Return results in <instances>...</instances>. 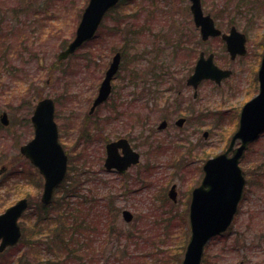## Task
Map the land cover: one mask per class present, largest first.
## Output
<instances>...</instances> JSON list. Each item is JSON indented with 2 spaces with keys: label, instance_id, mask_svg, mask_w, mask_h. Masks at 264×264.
Here are the masks:
<instances>
[{
  "label": "rangeland",
  "instance_id": "1",
  "mask_svg": "<svg viewBox=\"0 0 264 264\" xmlns=\"http://www.w3.org/2000/svg\"><path fill=\"white\" fill-rule=\"evenodd\" d=\"M88 2L0 0V114L6 111L10 121L7 128L0 126V168L5 164L9 166L7 172L0 176V213L23 197H28L36 210L41 203L44 180L20 153L21 146L34 136L30 120L40 100L33 96L38 90L42 92V97L56 99V120L70 166L79 170L84 167L81 194L87 196L88 190L96 187L100 199L108 187H114L115 192L123 180L118 173L104 170V144L96 149L91 148L90 154L88 149L87 158L83 156L86 141L82 137L86 126L89 128L91 122L95 121L92 118L88 123V113L105 72L124 43L120 36L114 38L109 34L114 26L112 17H117L119 12L105 19L95 39L69 59L58 63V54L74 39ZM202 3L205 12L216 19L217 26L224 32L228 33L230 27L236 25L247 34L248 53L233 61L221 39H212L200 45L194 63L201 51L209 50L215 54L216 63L223 69L232 70L233 75L221 85L205 81L195 98L194 90L186 85V78L192 73L188 70V58H174V47L166 41L151 43V37L147 36L148 27L140 29L138 35L142 37H139L137 46H132L133 51L148 52L139 67L150 68L151 63L164 64L171 74H164L166 83L157 82L151 76L145 79L138 74L137 78L131 60L124 62L122 59L120 74L113 81L111 99L97 111L101 117H111V120H106L110 126L104 132L105 136L112 141L127 137L139 147L141 163L127 174L134 178L146 177L154 169L149 180L153 181L155 187L150 192L144 188L127 197L118 196V205L122 209L128 208L135 215L146 217H142L138 227L126 224L120 218V226L132 232L133 236L130 240L122 237L121 242L112 241L99 264L105 263V260L106 264L109 261L111 264H134L138 255L152 253L151 238L162 247L159 236L164 237L166 229L157 236L155 225L150 220L146 223L149 217H186L189 225L191 193L204 177L205 152L215 156L224 151L223 139L237 127L243 105L258 92L257 74L264 52V0H202ZM159 4L163 3L159 1ZM142 5L150 11L139 9L138 15L129 23H143L150 16L151 3L145 4L143 1ZM190 6V0H176L175 18L171 22L173 28L168 27L171 40L175 39L182 24L183 29L187 27L193 30L196 38H200V32L195 30ZM155 19L158 22L156 11ZM161 26L165 25L156 23L152 27L158 38L164 33L160 32ZM157 50L164 52L159 59L154 58L156 53L153 52ZM41 57L45 62L43 68L39 66ZM183 78L184 85L175 86L173 79ZM169 86L174 89H168ZM123 99L125 103L121 102ZM118 108L119 114L116 111L115 115L112 110ZM180 117L187 118L183 128L175 124ZM165 119L168 128L159 131L158 126ZM139 121L142 123L140 126ZM206 131L209 132L208 138L204 137ZM95 134L101 139L98 133ZM100 153L103 156L101 159ZM85 160L86 165L83 166ZM149 166L152 167L148 171ZM254 166L257 168L254 169ZM241 167L251 181L246 185L232 228L211 240L205 251L204 264H264V176L260 175V168L264 167V134L250 146ZM169 178H173L172 184H178L179 202L171 209L177 212L176 216L169 207L165 212L153 209L151 200L159 184H166ZM140 185L141 182H138L134 187L139 189ZM60 194L61 190L56 195ZM29 215L30 211L23 217ZM173 223H178V219H174ZM180 231L181 227L175 228L172 239L166 243L168 247L173 245ZM122 254H125V258ZM2 256L0 264L17 263L15 249L7 250ZM107 256H110V260L106 259Z\"/></svg>",
  "mask_w": 264,
  "mask_h": 264
},
{
  "label": "water",
  "instance_id": "2",
  "mask_svg": "<svg viewBox=\"0 0 264 264\" xmlns=\"http://www.w3.org/2000/svg\"><path fill=\"white\" fill-rule=\"evenodd\" d=\"M120 0H90L78 26L76 37L69 46L59 54V61L67 59L86 41L92 39L101 25L107 12L116 6ZM191 11L196 26L200 28L203 40L210 37L221 36L226 43L227 51L234 60L237 56L247 54V36L233 26L229 33H223L217 28L214 19L205 15L202 10L201 0H191ZM214 54L208 57L202 52L198 59L193 74L188 78L187 84L196 92L202 81L212 80L220 84L231 76V70L221 69L214 61ZM121 54L113 58L106 77L102 82L97 98L91 108L92 114L97 106L108 99L112 92L111 81L119 69ZM260 84L259 94L251 99L242 109L239 128L232 137L228 150L209 159L204 165L205 176L202 184L193 192L190 207L191 237L187 245L183 264H201L206 244L216 235L222 234L230 227L238 205L242 199L246 178L240 167L248 146L264 132V53L258 73ZM3 124H8L7 114L1 116ZM35 125V138L21 148L22 153L39 168L44 176V192L42 201L48 204L56 188L65 179L68 168V157L59 143V133L55 123V103L51 98L41 100L32 117ZM185 118L177 120L176 124L183 127ZM167 127L163 121L159 129ZM208 132L205 133V137ZM237 141L240 146L235 148ZM122 149L123 155L119 153ZM230 153H233L230 156ZM140 155L134 152L127 139L111 142L107 145V159L105 166L124 171L132 164L139 162ZM169 197L177 202L176 185ZM28 207V200H20L17 204L7 209L0 215V253L7 247L18 244L22 237V229L18 223L20 217ZM124 219L131 222L134 218L129 211H124Z\"/></svg>",
  "mask_w": 264,
  "mask_h": 264
},
{
  "label": "trees",
  "instance_id": "3",
  "mask_svg": "<svg viewBox=\"0 0 264 264\" xmlns=\"http://www.w3.org/2000/svg\"><path fill=\"white\" fill-rule=\"evenodd\" d=\"M143 1L145 4L147 2L151 3L150 16L143 23L137 21L129 23L130 19L134 20V16L138 15L139 9L150 11L142 5ZM159 1L163 4H159ZM175 4L176 0H121L119 5L111 12L114 15H116V12H119V14H117V17H112L114 26L111 27L109 34L110 36H114V38L120 36L123 39L124 43L120 50L124 62L131 60V64H133L132 69L137 78L138 74L141 77H145V79L147 76H151L157 82L166 83L167 78H165L164 74L168 75L170 73V70L164 64L151 63L150 68L139 67L140 61L145 59V54L148 51L142 50L132 53V46L138 45L139 37H142V35L138 34L142 27H148L147 31L149 35L147 36L151 37V43L166 41V43L172 45L171 47H174L172 53L174 58H180L181 60L187 57L190 65L188 70L189 72L193 71L194 58L198 54V45H201L202 42L199 38H196L193 30L187 27L183 29V24L178 33H176L175 39H172L175 44H172L173 42L168 40L171 39L168 37V27L173 28L171 22L175 18V14H173ZM157 9L160 10L158 11ZM155 11L157 12L158 22L155 21ZM156 23L165 25L161 26L160 32L164 33L159 38L152 29ZM129 25L131 26L128 27ZM161 38L163 39L159 40ZM153 53H156L154 58L159 59L164 52L163 50H157ZM135 63H137L136 66ZM184 80V78L182 80L173 79V83L175 86H182L184 85ZM168 89L174 88L173 86H169ZM41 94L42 92L38 90L35 95L33 94L34 99H42ZM98 111L94 114L95 117L88 116V123L92 118H95V121L91 122L89 128L86 126L85 132L82 135L83 140L86 141L83 148L85 153L83 151L82 153L86 158L88 156V149L90 154L91 148L96 149L97 144L100 142H98L99 138L96 137L95 133H98V136L105 139L102 141L109 139L107 136L104 137V132L110 126V123L106 122V120L107 118L111 120V117H101ZM116 111L119 114V108L112 110L115 115H117ZM141 124L139 121L138 125L140 126ZM230 135L231 133L223 139L225 146H227ZM205 154L204 159L211 157L209 153L205 152ZM99 157L101 156L99 155ZM82 165H86V160ZM255 168L257 166H254ZM83 169L84 167L79 170L70 166L67 179L60 187L61 194L55 196L50 205L39 204L37 211L35 209L31 215L23 218L21 222L23 237L20 244L13 248L17 251L16 264H99L112 241L117 240L121 242L122 237H125L127 240L132 238V233L125 231L119 224L121 208L117 205L115 196L110 193L109 188L100 199L98 198L99 189L96 187L94 190H88L87 196L81 194V177L85 175V172H82ZM260 169L262 172L260 175L264 176V167ZM129 180L130 178L127 177V181L122 183V189L118 190L119 192L122 191L123 195L128 194L129 184L127 182ZM146 180L148 183V178ZM144 186L153 191L151 183L144 184ZM167 186L162 185V189L157 190L153 194L151 199L153 209L158 208L162 212H165L167 207L170 210L174 207L166 195ZM172 213L176 216L174 211ZM174 219H178V223H173ZM139 220H142L140 215L135 221ZM149 220L157 228V236L163 233L161 230L166 229L164 237L159 236L162 247H159L160 244L151 238L150 248L152 253L145 254L144 256L138 255L134 259V264H181L189 237L186 217H149L146 223ZM161 221L165 223V226ZM133 226L137 227L138 224L135 223ZM180 227L181 231L175 236L176 239L173 245L168 247L169 244L166 245V243L172 239L173 231L175 228ZM22 249L23 252L21 251ZM121 256L125 258V254ZM1 257L3 256L0 255ZM106 259L110 260V256H107ZM103 264H106V260ZM108 264H111V261Z\"/></svg>",
  "mask_w": 264,
  "mask_h": 264
},
{
  "label": "bare ground",
  "instance_id": "4",
  "mask_svg": "<svg viewBox=\"0 0 264 264\" xmlns=\"http://www.w3.org/2000/svg\"><path fill=\"white\" fill-rule=\"evenodd\" d=\"M168 40H170V42H173L172 44H175V42L173 41V40H171V39H168ZM168 44V43H167ZM170 45V44H169ZM170 46H172V45H170ZM134 51H132V53H133Z\"/></svg>",
  "mask_w": 264,
  "mask_h": 264
},
{
  "label": "flooded vegetation",
  "instance_id": "5",
  "mask_svg": "<svg viewBox=\"0 0 264 264\" xmlns=\"http://www.w3.org/2000/svg\"><path fill=\"white\" fill-rule=\"evenodd\" d=\"M129 141L131 142V143H133L130 139H129ZM133 145H134V147L136 148V146H135V144L133 143ZM137 150H138V148H137ZM139 151V150H138ZM139 153H140V151H139ZM141 154V153H140Z\"/></svg>",
  "mask_w": 264,
  "mask_h": 264
}]
</instances>
